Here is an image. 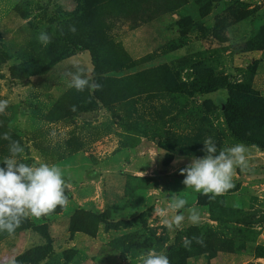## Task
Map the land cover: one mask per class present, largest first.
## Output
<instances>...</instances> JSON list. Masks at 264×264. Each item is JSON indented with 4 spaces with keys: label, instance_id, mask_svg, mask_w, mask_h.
Returning a JSON list of instances; mask_svg holds the SVG:
<instances>
[{
    "label": "rangeland",
    "instance_id": "374dc122",
    "mask_svg": "<svg viewBox=\"0 0 264 264\" xmlns=\"http://www.w3.org/2000/svg\"><path fill=\"white\" fill-rule=\"evenodd\" d=\"M41 31L52 36L46 47ZM80 40L95 43L91 52ZM93 59L100 77L112 78L103 102L93 90L68 88L64 75L81 68L93 80ZM166 70L177 91L161 90ZM143 71L132 83L116 81ZM223 83L264 99V0H0V100L8 101L0 167L19 141V162L55 164L69 185L66 206L25 219L12 235L0 231V264L42 254L36 264H142L150 249L171 264H264V142L230 135ZM208 136L218 150L248 147V169L237 168L234 188L215 200L186 189L179 174L193 155L203 157ZM113 140L122 142L116 154L97 150ZM181 147L183 160L169 172ZM172 193L200 210L198 226L171 231L154 216ZM193 235L204 246L182 245Z\"/></svg>",
    "mask_w": 264,
    "mask_h": 264
},
{
    "label": "clouds",
    "instance_id": "9594fccd",
    "mask_svg": "<svg viewBox=\"0 0 264 264\" xmlns=\"http://www.w3.org/2000/svg\"><path fill=\"white\" fill-rule=\"evenodd\" d=\"M69 31L75 33V26H70ZM37 39L46 47L51 43L52 36L41 31ZM64 75L69 78L67 87L77 92L102 88L81 68L67 71ZM7 107L8 101L0 100V113H4ZM72 110H76L75 106ZM3 138L10 139L7 134ZM202 151L203 157H192L190 163L180 169L179 174L184 177L182 183L186 189L190 188L207 196L209 200H215L234 188L233 176L237 168L241 171L248 169V147L243 143H236L218 150L213 137L208 136L203 142ZM23 152L19 141H11L10 155L2 162L4 167H0V231H6L9 235L14 234L25 219L46 216L58 206L63 207L68 203L66 190L69 185L62 169L55 164L28 165L19 162L18 156ZM182 160L183 158H178L174 163ZM154 216L164 218L163 223L171 231L182 229L185 221L198 226L202 219L200 210L195 206H188V200L176 193L170 194L166 207L154 208ZM193 243L204 246L203 236L182 238L185 248H190ZM140 260L142 264H171L166 253H157L154 249L141 254Z\"/></svg>",
    "mask_w": 264,
    "mask_h": 264
},
{
    "label": "trees",
    "instance_id": "16d2710c",
    "mask_svg": "<svg viewBox=\"0 0 264 264\" xmlns=\"http://www.w3.org/2000/svg\"><path fill=\"white\" fill-rule=\"evenodd\" d=\"M99 3L100 1L96 2L97 4L96 6H98ZM78 43H81V45H83L84 48H87L90 52H91V47L95 45V43L86 42L85 40L83 41L80 40ZM93 61H94L93 69H95V72L96 71L98 72L99 66L97 60L93 59ZM106 62H110V61L107 60ZM108 65H111V67H120V65L117 62ZM97 72L96 74H94V78L92 81L100 85H102L103 83L109 85V83L107 82H111L112 78L108 76L100 77V74ZM143 73L144 71L141 73H136L135 75L132 74L128 76L123 75L119 77L116 81L122 80V82L124 83H128V82L132 83L130 81L131 78L133 80L138 79L140 76L143 75ZM169 73L170 72L167 71V78L166 80H163L161 84V87L163 89L161 88V90L166 91L170 89L172 91H177L178 87L176 84L172 82V78ZM169 81H171V85L168 87ZM196 82H192V83L196 84L197 87L198 85ZM220 85L226 87L227 90V97L221 108V116L225 122V125L230 135L238 140L247 142L249 144H253L256 147L261 148L264 142V99L260 97L256 91L252 90L247 86H244L243 84L223 83ZM212 87H213L212 89H214L217 88L218 85H214ZM197 90H199L198 87ZM93 94L95 98L98 99V101L100 102H103L104 96H106L104 87L98 90H93ZM125 97L127 96L125 95L119 96L118 98H116V100H121L124 99ZM43 257L44 254L36 255V257L33 260H31L29 256H25L23 257L22 260L27 261L30 264H36L37 261L41 260Z\"/></svg>",
    "mask_w": 264,
    "mask_h": 264
},
{
    "label": "crops",
    "instance_id": "0c3cea01",
    "mask_svg": "<svg viewBox=\"0 0 264 264\" xmlns=\"http://www.w3.org/2000/svg\"><path fill=\"white\" fill-rule=\"evenodd\" d=\"M212 137V136H211ZM193 138H195V136L193 137ZM196 140L195 139H193L192 140V142H195ZM214 141H216V140H214ZM197 143V142H196ZM216 144H218V142L216 141L215 142ZM107 144H109V146H110V148L108 149V148H106L105 146H103L102 148L101 147H96L97 148V150H105L107 153H114V154H116L117 152V150L120 148V145L122 144V142H121V144L120 143H118V141L116 140H113V141H111V142H109V143H107ZM192 144H195V143H192ZM219 145V144H218ZM122 146H124V145H122ZM126 149H128V148H126ZM126 149L124 148V151H126ZM181 149H182V151L179 153V154H177V155H175L174 156V158L168 163V165H167V168H168V171L169 172H175L176 171V168L178 167V166H180L178 163H174V161H176V159L177 158H179V157H182V155L181 154H183V151L185 150V149H183V147H181ZM120 150V149H119ZM118 150V151H119ZM193 151H194V149L192 150V153H193ZM102 154V151L100 152V153H98V151L96 152V155L97 156H99L98 157V159L97 160H101V159H103V154ZM111 154V155H112ZM194 154V153H193ZM185 155V154H184ZM183 155V156H184ZM190 158L191 157V155H185L184 156V158ZM193 157H196L195 155H193ZM129 158H130V160H132L133 159V156H131V155H129ZM126 160H127V158H126ZM178 165V166H177ZM166 168V167H165ZM101 169V168H100ZM103 171V170H102ZM102 171H100V172H102Z\"/></svg>",
    "mask_w": 264,
    "mask_h": 264
}]
</instances>
